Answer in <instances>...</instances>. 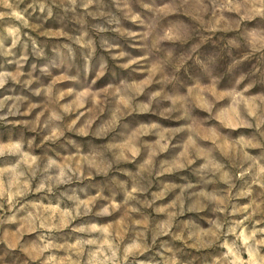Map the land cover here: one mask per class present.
Instances as JSON below:
<instances>
[{"label": "rangeland", "instance_id": "obj_1", "mask_svg": "<svg viewBox=\"0 0 264 264\" xmlns=\"http://www.w3.org/2000/svg\"><path fill=\"white\" fill-rule=\"evenodd\" d=\"M0 13V264H264V22L227 0Z\"/></svg>", "mask_w": 264, "mask_h": 264}, {"label": "clouds", "instance_id": "obj_2", "mask_svg": "<svg viewBox=\"0 0 264 264\" xmlns=\"http://www.w3.org/2000/svg\"><path fill=\"white\" fill-rule=\"evenodd\" d=\"M227 5L231 6V10L237 12V14L244 17H251L252 19H258V23L255 28H245V32L257 30L261 27L262 22H264V0H236V3H233V0H227ZM3 14L0 13V16ZM17 19H22V16L18 12L12 14ZM4 81L0 80V87L3 86Z\"/></svg>", "mask_w": 264, "mask_h": 264}]
</instances>
